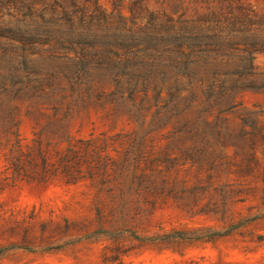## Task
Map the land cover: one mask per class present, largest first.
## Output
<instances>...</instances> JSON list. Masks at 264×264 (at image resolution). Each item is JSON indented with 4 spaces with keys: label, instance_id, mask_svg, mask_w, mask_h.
Instances as JSON below:
<instances>
[{
    "label": "rangeland",
    "instance_id": "rangeland-1",
    "mask_svg": "<svg viewBox=\"0 0 264 264\" xmlns=\"http://www.w3.org/2000/svg\"><path fill=\"white\" fill-rule=\"evenodd\" d=\"M81 43L135 75L45 86L91 141L71 178L8 181L36 132L68 143L52 96L0 109V264H264V0H0V68Z\"/></svg>",
    "mask_w": 264,
    "mask_h": 264
},
{
    "label": "trees",
    "instance_id": "trees-1",
    "mask_svg": "<svg viewBox=\"0 0 264 264\" xmlns=\"http://www.w3.org/2000/svg\"><path fill=\"white\" fill-rule=\"evenodd\" d=\"M79 43V41H76ZM82 46L79 51H74V55L69 54H59L56 51L51 52L47 57L54 59L52 64L45 67L31 66L29 63L33 61V55L35 53H28L22 50L20 53L4 54V57L12 61H17L18 66L0 68V109L3 113H8L13 115V120L16 119V101L27 97L32 98H48L52 96V108L55 113H53L49 126L57 128V134L62 139L57 141L59 144L61 141L68 143L67 149L63 152L57 150L56 153L60 156V160L57 163L50 162L51 158V143H44L43 130L36 132L37 134V153L36 148L33 147L25 154L23 159V154L19 156L10 153L8 155V161L12 167L15 168V175L11 177L8 181L15 183L20 175H28L30 181H37L38 183H46L50 180L51 176H73V170H80L82 166L83 154L79 143H84L86 145V150L91 145V141L75 139L70 133L71 121L75 119L78 113H59L65 108L62 99H54L56 96L55 91L45 92V86H53L58 84H70L72 87L79 88L85 85V82H95L104 76L105 73H100V70H105L109 72L113 79L122 80L125 76L135 75L132 72H127L124 68L126 63L125 58L120 56L117 52L118 50L102 48L97 49L95 45L90 43H81ZM112 56L119 57L120 60L114 62L109 67H102L99 63H93L95 59L99 57L109 58ZM62 61H66L64 64ZM95 66V67H94ZM99 67V68H97ZM104 68V69H101ZM94 68V69H92ZM96 68V69H95ZM98 70V76L95 74ZM151 74L153 69H150ZM100 81V80H98ZM91 84V83H90ZM93 85L88 86L90 89ZM224 90V89H223ZM183 90H179L178 95ZM30 92L31 95H28ZM122 94L124 91H121ZM147 97V92L144 93ZM131 99L136 100L135 89L131 92ZM67 110H73L72 105H68ZM19 121L15 122L18 125ZM19 143V140L17 141ZM39 155L42 157V162L38 161ZM38 175V176H36Z\"/></svg>",
    "mask_w": 264,
    "mask_h": 264
}]
</instances>
